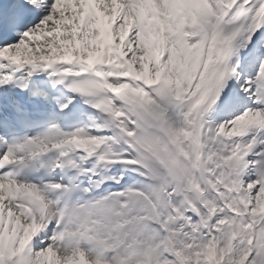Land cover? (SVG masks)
<instances>
[{"label":"snow or ice","instance_id":"snow-or-ice-1","mask_svg":"<svg viewBox=\"0 0 264 264\" xmlns=\"http://www.w3.org/2000/svg\"><path fill=\"white\" fill-rule=\"evenodd\" d=\"M0 264H264V0H0Z\"/></svg>","mask_w":264,"mask_h":264}]
</instances>
